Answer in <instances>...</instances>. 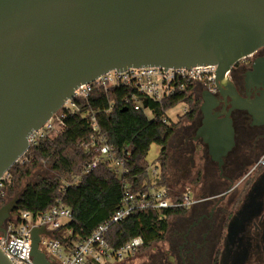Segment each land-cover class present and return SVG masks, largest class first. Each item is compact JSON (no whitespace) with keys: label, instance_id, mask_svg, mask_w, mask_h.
I'll return each instance as SVG.
<instances>
[{"label":"water","instance_id":"obj_1","mask_svg":"<svg viewBox=\"0 0 264 264\" xmlns=\"http://www.w3.org/2000/svg\"><path fill=\"white\" fill-rule=\"evenodd\" d=\"M262 47L264 0H0V178L77 87L142 67H215V89L232 107L216 113L218 101L207 92L198 135L220 169L234 146L229 114L243 102L231 86L226 93V73ZM254 77L263 88L255 109L264 110V65ZM255 109L249 113L264 125ZM18 196L0 207L2 236ZM42 235L52 233L30 230V257L52 264ZM0 264H12L1 248Z\"/></svg>","mask_w":264,"mask_h":264},{"label":"trees","instance_id":"obj_2","mask_svg":"<svg viewBox=\"0 0 264 264\" xmlns=\"http://www.w3.org/2000/svg\"><path fill=\"white\" fill-rule=\"evenodd\" d=\"M192 90L193 85L188 83L183 90L159 103L148 100L146 107L151 113L150 118L123 100L128 95L124 88L92 94L79 113L63 119V128L58 135L30 146L8 170L9 181L0 189V207L5 203V191L12 193L14 188H19L39 163L48 164L57 173L55 177L38 178L23 187L9 222L18 225L22 213H29L32 220H36L50 208L63 205L70 210L71 217L52 231V238L69 254L110 219L125 193L166 189L164 171L168 141L177 125L168 112L184 104L188 109L178 119L190 121L199 107L192 97ZM152 144L160 147L154 175L145 161ZM103 145L110 148L114 160H123L126 173L118 174L112 167L113 161L100 154ZM95 160V167L87 170ZM167 198L173 202L168 192ZM175 200L181 201L182 196ZM186 211L185 207L136 210L125 219L110 224L104 239L110 248L118 250L139 238L141 245L135 254L140 253L162 242L169 219Z\"/></svg>","mask_w":264,"mask_h":264},{"label":"flooded vegetation","instance_id":"obj_3","mask_svg":"<svg viewBox=\"0 0 264 264\" xmlns=\"http://www.w3.org/2000/svg\"><path fill=\"white\" fill-rule=\"evenodd\" d=\"M259 65H264V47L226 73V93L231 86L243 102L229 114L234 146L220 169L198 135L204 119L199 109L207 92L218 101L216 113L232 107V99L222 98L216 89L199 87L194 98L199 103L198 117L178 131L183 138L181 149L202 151L217 173L203 175L199 194L193 196L185 213L173 216L162 245L149 258L150 264H264V125L249 113L263 91L254 77ZM255 111L264 114V110ZM204 168L208 170L207 162Z\"/></svg>","mask_w":264,"mask_h":264},{"label":"built area","instance_id":"obj_4","mask_svg":"<svg viewBox=\"0 0 264 264\" xmlns=\"http://www.w3.org/2000/svg\"><path fill=\"white\" fill-rule=\"evenodd\" d=\"M215 67L202 66L190 69H167L142 67L129 68L124 71H109L96 78L93 82L82 84L74 90L73 97L66 100L63 106L29 138L30 146L45 138H52L58 135L63 128V119L67 115L80 112V108L87 104L92 94L101 91H114L124 88L128 95L124 101L131 104L136 111L147 110L146 102H161L163 99L184 89V85L190 83L200 85L206 89H215ZM94 121V119L92 120ZM165 122V120L163 121ZM100 154L113 161L112 167L120 175L126 173L123 160L112 158L110 148L103 145ZM97 160L87 166V170L95 167ZM152 174H156L153 170ZM9 181V174L5 173L0 178V189L4 183ZM189 192V191H188ZM181 201L171 202L167 198L164 188L151 189L148 193L128 194L125 193L120 204L110 219L99 225L91 235L78 243L69 254L65 253L58 241L51 237L42 235L41 251L50 259L52 264H115L128 258L135 253L141 245L139 238L126 243L121 249L110 248L104 239L110 224L119 222L128 217L136 210L148 208L168 207H190L193 196L188 193L182 194ZM71 217L70 210L63 205H57L46 211L40 218L32 220L29 213H22L21 222L15 228L10 222L5 225L6 235L0 234V248L7 255L12 264H34L30 257V230L33 227L44 226L47 231L58 228L64 221Z\"/></svg>","mask_w":264,"mask_h":264},{"label":"rangeland","instance_id":"obj_5","mask_svg":"<svg viewBox=\"0 0 264 264\" xmlns=\"http://www.w3.org/2000/svg\"><path fill=\"white\" fill-rule=\"evenodd\" d=\"M200 85H195L192 90V97L195 98L196 94L199 93L198 89ZM188 108L184 104H180L174 109L168 112V116L174 123H177L174 128V133L168 141V160L166 163V169L164 171V178L166 183L167 192L170 194L171 199L174 201L178 196L188 193L190 196H196L199 194L200 185L205 174H216L217 169L213 164H208V160L204 157L201 152H185L181 149L183 138L178 134L181 126L189 123L185 118L178 119L183 112ZM145 114L150 118V114L145 110ZM198 117V111L194 114L192 119ZM191 119V120H192ZM160 147L156 144H152L149 148L148 154L145 161L150 166L149 171L154 169V163L158 158ZM207 162L208 170L204 168ZM157 172V171H156ZM57 176V173L52 171L48 164L41 162L37 168L32 172V175L24 180L19 188H14L12 193L5 191L4 199L5 203L13 199L23 187L28 183L35 182L38 178H52ZM189 191V192H188ZM174 218L171 217L168 221V227L171 228V224ZM15 228L18 225H14ZM162 245V242L152 245L149 249L142 251L137 254L128 256V258L121 261V264H150L152 258L149 259L155 249Z\"/></svg>","mask_w":264,"mask_h":264}]
</instances>
